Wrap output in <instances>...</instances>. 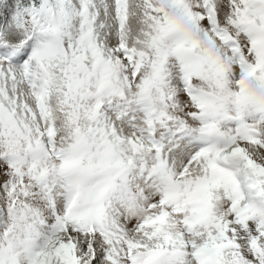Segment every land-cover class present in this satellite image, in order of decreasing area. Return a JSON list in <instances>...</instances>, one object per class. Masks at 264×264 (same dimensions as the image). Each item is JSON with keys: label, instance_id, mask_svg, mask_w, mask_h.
Wrapping results in <instances>:
<instances>
[{"label": "snow or ice", "instance_id": "6c2138e0", "mask_svg": "<svg viewBox=\"0 0 264 264\" xmlns=\"http://www.w3.org/2000/svg\"><path fill=\"white\" fill-rule=\"evenodd\" d=\"M0 264H264V0H0Z\"/></svg>", "mask_w": 264, "mask_h": 264}]
</instances>
